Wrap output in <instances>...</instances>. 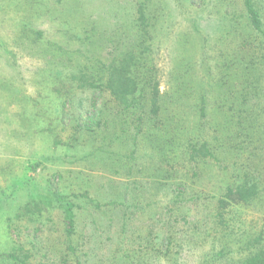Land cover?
Listing matches in <instances>:
<instances>
[{
	"label": "rangeland",
	"instance_id": "rangeland-1",
	"mask_svg": "<svg viewBox=\"0 0 264 264\" xmlns=\"http://www.w3.org/2000/svg\"><path fill=\"white\" fill-rule=\"evenodd\" d=\"M251 3L0 0V264L264 257Z\"/></svg>",
	"mask_w": 264,
	"mask_h": 264
},
{
	"label": "trees",
	"instance_id": "trees-1",
	"mask_svg": "<svg viewBox=\"0 0 264 264\" xmlns=\"http://www.w3.org/2000/svg\"><path fill=\"white\" fill-rule=\"evenodd\" d=\"M244 5L247 10V13L250 17L251 24L253 28L260 31L261 30V22L257 15V12L254 10L251 0H244ZM142 20V19H141ZM125 65H119L116 67H112L109 73V87L112 91V94L117 98L118 101L122 102L129 95H131L134 91V84L130 81L128 82L125 74ZM130 85L131 89L126 90ZM154 101V100H153ZM67 220L71 224V216L70 212L67 211ZM243 264H264V257L261 254H255L243 261Z\"/></svg>",
	"mask_w": 264,
	"mask_h": 264
}]
</instances>
